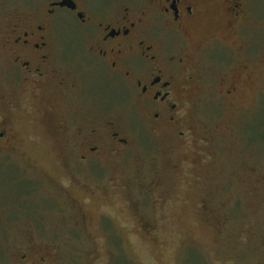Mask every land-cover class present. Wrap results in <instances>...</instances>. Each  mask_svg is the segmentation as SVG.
I'll use <instances>...</instances> for the list:
<instances>
[{
  "label": "rangeland",
  "instance_id": "obj_1",
  "mask_svg": "<svg viewBox=\"0 0 264 264\" xmlns=\"http://www.w3.org/2000/svg\"><path fill=\"white\" fill-rule=\"evenodd\" d=\"M26 2L0 0V19ZM214 29L198 27L191 43ZM64 48L75 52L72 40ZM203 66L198 124L153 134L123 102L106 118L130 147L95 173L69 176L55 140L42 131L29 141L35 130L17 119L16 151L0 159V264H264V88L229 112L212 96L219 62Z\"/></svg>",
  "mask_w": 264,
  "mask_h": 264
},
{
  "label": "flooded vegetation",
  "instance_id": "obj_2",
  "mask_svg": "<svg viewBox=\"0 0 264 264\" xmlns=\"http://www.w3.org/2000/svg\"><path fill=\"white\" fill-rule=\"evenodd\" d=\"M32 1L0 19V159H12L23 119L35 130L29 141L42 131L55 140L69 176L95 173L105 155L130 147L106 118L123 102L136 112L132 123L181 137L210 89L204 61L219 62L218 74L209 67L211 91L229 112L264 88V0ZM205 26L215 29L192 44Z\"/></svg>",
  "mask_w": 264,
  "mask_h": 264
}]
</instances>
